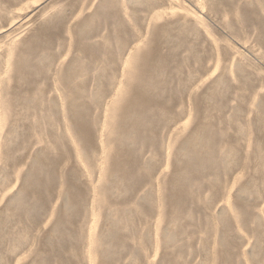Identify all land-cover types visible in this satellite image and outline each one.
<instances>
[{
    "label": "rangeland",
    "instance_id": "374dc122",
    "mask_svg": "<svg viewBox=\"0 0 264 264\" xmlns=\"http://www.w3.org/2000/svg\"><path fill=\"white\" fill-rule=\"evenodd\" d=\"M0 264H264V0H0Z\"/></svg>",
    "mask_w": 264,
    "mask_h": 264
},
{
    "label": "bare ground",
    "instance_id": "6f19581e",
    "mask_svg": "<svg viewBox=\"0 0 264 264\" xmlns=\"http://www.w3.org/2000/svg\"><path fill=\"white\" fill-rule=\"evenodd\" d=\"M147 61L150 62L152 60H147ZM149 62H148V64H146L147 68L154 67V64L149 63ZM161 66H162L161 64L157 65L158 68H160ZM69 79H70V76L65 75V77H64L65 83H69V81H70ZM151 105H152V102L149 99V97L145 96L141 92H136V93L132 94L131 100H129L126 103V105L123 106V109L121 110V116L119 117L120 121L118 123L119 124L118 130L120 131L119 134H121V135H120V138L118 139V141H119L120 145L122 144L123 140L127 137L126 134H124L125 129H124L123 125H125V122L128 121V118L137 116L138 120L136 119L137 122H135L134 125L136 127H139L141 125V123H140L141 120L144 119L143 116H145V114L147 113V109L150 108ZM129 113H132V116H129ZM70 114L74 120L73 122L75 125V130L78 133L79 141L83 142V146L85 148L90 147L91 140H90V135H89V128H88L87 124L83 122V119H84L83 112L81 110H77V108H72ZM129 119L131 120V118H129ZM208 142H209V139H208ZM125 143H128V142L125 141ZM119 160H121V161L118 163L117 166L119 167L120 170H122L123 176L127 177L132 172V168H131L132 163L130 161V157H128V155H127V158H123V159H119ZM178 180L179 179H176V181H175L176 185L179 184L180 188L182 190H185V186L181 183V181H178ZM43 189H44V186H43ZM72 201H73V199H72ZM72 209H74V207Z\"/></svg>",
    "mask_w": 264,
    "mask_h": 264
}]
</instances>
